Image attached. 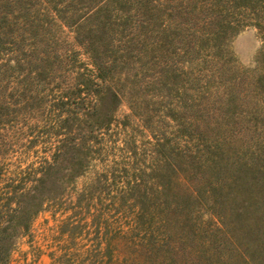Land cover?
I'll use <instances>...</instances> for the list:
<instances>
[{"label":"trees","instance_id":"1","mask_svg":"<svg viewBox=\"0 0 264 264\" xmlns=\"http://www.w3.org/2000/svg\"><path fill=\"white\" fill-rule=\"evenodd\" d=\"M0 3L3 55L12 52L15 63L4 65L9 77L26 68L27 78L39 84L49 77L53 68L47 33L56 20L72 31L92 66L76 75L67 96L55 100L59 113L69 110L62 120L66 126L72 119L53 161L41 164L33 187L18 194L17 209L4 214L0 210V264H9L16 239L28 232L45 203L60 196L97 155L99 136L115 122L124 95L144 87L154 90L149 95L162 96L167 84L176 86L181 97L179 135L186 141L177 148L169 138L157 140L159 162L134 168L126 189H121L119 204L133 210L135 226L142 232L138 252L157 250L162 240L151 235L173 219L189 222L204 210L220 221L225 246L238 245L243 256L235 264H264V165L234 148L241 137L254 138L264 125V0ZM245 12L249 19L241 15ZM247 24L257 28L262 47L255 69L239 70L230 42ZM74 101L77 109H86L66 108ZM144 257L158 258L137 259ZM221 257L204 256L202 261L230 264ZM158 264L176 262L163 256Z\"/></svg>","mask_w":264,"mask_h":264},{"label":"rangeland","instance_id":"2","mask_svg":"<svg viewBox=\"0 0 264 264\" xmlns=\"http://www.w3.org/2000/svg\"><path fill=\"white\" fill-rule=\"evenodd\" d=\"M247 14L241 13L243 18H248ZM47 37L53 73L41 84L35 78H27V68L17 77H9L10 73H4L5 66L15 63L12 52L3 55V20L0 19V210L3 214L19 207L18 194L33 187L41 164L53 161L72 119L66 126L62 120L69 110L64 108L59 113L55 100L61 94L67 96V88L85 66L92 68L85 49L61 22L52 23ZM38 47L43 46L38 43ZM261 47L262 38L255 26L247 24L240 28L230 42L235 66L239 70L255 69ZM176 88L165 85L162 96L149 95L154 90L144 91V87L141 89L144 95L138 89L124 95L115 122L99 136L97 155H93L84 172L60 196L45 203L28 232L16 239L9 264H158L163 256H172L176 264H204V256H208L205 260H221L225 256L224 260L228 259L230 264L240 261L243 254L238 245L229 242L225 246L220 221L215 214L204 210L193 214L189 222L173 219L163 231H155L151 236L162 240L157 250L140 254L142 232L135 226L133 210L119 204L121 189H126L133 169L159 162L157 140L169 138L177 148L186 141L179 135L178 120L184 115ZM80 107L77 109L74 101L66 108L86 109ZM234 148L241 149L245 159L264 165V125L256 129L254 138L241 137ZM178 189L182 191L181 185ZM137 256L158 258L148 261Z\"/></svg>","mask_w":264,"mask_h":264}]
</instances>
